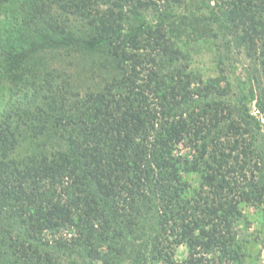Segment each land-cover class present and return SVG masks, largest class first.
Returning <instances> with one entry per match:
<instances>
[{
    "label": "trees",
    "instance_id": "obj_1",
    "mask_svg": "<svg viewBox=\"0 0 264 264\" xmlns=\"http://www.w3.org/2000/svg\"><path fill=\"white\" fill-rule=\"evenodd\" d=\"M99 3L0 0V264H243L240 205H264V0Z\"/></svg>",
    "mask_w": 264,
    "mask_h": 264
},
{
    "label": "rangeland",
    "instance_id": "obj_2",
    "mask_svg": "<svg viewBox=\"0 0 264 264\" xmlns=\"http://www.w3.org/2000/svg\"><path fill=\"white\" fill-rule=\"evenodd\" d=\"M100 7L107 8V0H99ZM148 16V19L155 21L156 17L152 11ZM203 40L194 44L195 51L191 58V67L198 70L203 79L214 77L219 74L218 63L216 58L218 57L214 50H212L211 41ZM223 49V48H222ZM224 50V49H223ZM234 53L231 56L225 58L224 66L228 79H230L235 87L234 90L249 88L247 81L245 80L247 73L244 71V66L251 68L249 61L242 56L241 52L232 50ZM190 67V68H191ZM228 81V80H227ZM246 83V84H245ZM225 84V82H224ZM252 113L261 119L264 127V114L260 113L257 109L255 102H252ZM177 154L191 155L195 154L193 148H191L185 142L180 143L176 149ZM187 180L191 184L190 190H187L189 196L193 194L194 188L200 187L201 175L196 172H190L187 174ZM241 211L243 213L242 218L236 222V235L237 240L242 244L245 256L242 259L243 264H264V205L250 203H241ZM177 260H183L188 256V248L185 245L176 247L174 254ZM207 254L204 255L206 257ZM209 256V255H208ZM217 263V262H216ZM218 264V263H217Z\"/></svg>",
    "mask_w": 264,
    "mask_h": 264
}]
</instances>
